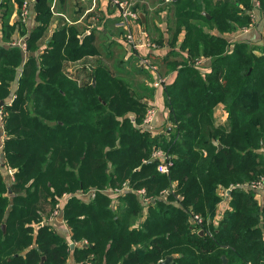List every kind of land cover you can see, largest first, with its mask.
I'll list each match as a JSON object with an SVG mask.
<instances>
[{"label": "trees", "instance_id": "16d2710c", "mask_svg": "<svg viewBox=\"0 0 264 264\" xmlns=\"http://www.w3.org/2000/svg\"><path fill=\"white\" fill-rule=\"evenodd\" d=\"M170 1L172 49L162 62L176 76L164 88L165 133L138 127L147 103L120 73L96 66L79 84L63 71L96 49L73 25L50 29L51 0L31 2L24 62L21 48L0 46L3 157L13 169L10 180L0 168V264H157L169 255L167 264H264V200L240 186L264 175V32L260 43L229 41L250 24L251 0ZM0 22L10 40L17 24ZM199 57L205 71L194 66ZM154 147L173 156L167 174L151 159ZM124 181L148 201L97 192L64 204L70 240L86 245L70 248L48 222L63 193Z\"/></svg>", "mask_w": 264, "mask_h": 264}, {"label": "crops", "instance_id": "0c3cea01", "mask_svg": "<svg viewBox=\"0 0 264 264\" xmlns=\"http://www.w3.org/2000/svg\"><path fill=\"white\" fill-rule=\"evenodd\" d=\"M129 1H131L132 3L135 2L134 8L139 11L140 29L142 31L144 30L154 42L158 43L159 48L153 52V59L158 65L160 75L167 76V82L169 80H173L176 76V71L166 72L163 66L164 64L162 62V58L172 49L170 45L171 32L165 27L167 20L166 14H171L172 12L171 1L139 0V3H137L138 0ZM140 1L144 2L145 5L141 4ZM8 5L10 6V10H8V12L4 15L3 12H0V21L4 17L9 25L17 24V30H15V32L11 35L10 40H2V35L0 33V46L3 47L11 46L10 42L19 37L24 36V39H26V35L36 24V13L33 11V5L29 6L30 15L25 24L21 23L18 18L20 7L16 3V1L9 0ZM90 6L91 0H56L55 2V12H51L52 16L54 17L53 19L55 20L50 24V29H52L55 26L56 21L59 20H61L62 23L66 26L73 25L79 30L77 35L80 39H83L85 36H93L92 45L96 49V53L93 55H87L75 61H64L63 71L67 75L75 79L79 84L80 82L84 84L88 80V77H91L92 69L96 66L106 67L113 74L120 73L128 82L131 81V79L129 78V71L131 68H134L137 73L136 75L134 74L136 80L141 81V78L144 77L149 81L150 96H148V98L145 95H140L141 100H144L147 103V106L151 103L156 106L157 112L154 118L153 125L155 129L163 128L166 116L164 112V88L151 86L152 76L148 71L137 65V58L135 56V53L131 52L130 49L126 47L123 40L124 30L117 23V21L119 20L118 7L114 5L111 0H96L93 12L97 14H85V10L90 8ZM138 6H140V10L138 9ZM143 6H145V8ZM156 7L166 8L162 9L157 14V16H154L153 10ZM91 15L96 16L94 21L89 20L88 17H90ZM141 15H143L144 20H142ZM159 16L160 19H158ZM19 24L20 30L22 29L23 31H25V35L22 34V32L19 30ZM151 24L158 28L159 31L156 32L155 30V32L152 34L151 30H149V25ZM87 27H90L91 32L89 34L84 33ZM181 34L178 36V40L175 43V48L179 46ZM246 35L244 34L242 36L244 37ZM158 40H160L161 42H159ZM251 43H260V38ZM147 51L148 50L146 48L141 47L137 50V53L139 52L142 54L146 53ZM22 54V62H24L26 57L28 56L27 49L24 52L22 51ZM205 63H207V60ZM5 175L6 178L10 179V177L6 173ZM226 202L227 198L223 199L221 203L225 205ZM51 224L55 228V230L58 233L62 234L65 237L66 241L70 244L71 240L68 228L64 223H62V219L59 218Z\"/></svg>", "mask_w": 264, "mask_h": 264}, {"label": "built area", "instance_id": "2783aa9c", "mask_svg": "<svg viewBox=\"0 0 264 264\" xmlns=\"http://www.w3.org/2000/svg\"><path fill=\"white\" fill-rule=\"evenodd\" d=\"M31 1L33 0H23L22 4L20 6V11L18 14V18L21 23L25 24L27 22V19L30 15V9L29 6L31 5ZM114 5L118 7L119 13L118 18L119 20L117 23L123 28L124 30V36L123 40L128 49H130L131 52L135 53V56L137 58V65L141 68L145 69L150 73L152 76L151 80V86L153 87H162L165 88V85L167 83V76H162L159 73L158 65L153 59V52L156 51L159 46L157 42H154L148 34L143 30L140 29V23H139V11L134 8L135 2H131L129 0H111ZM56 0H51L49 9L51 12H55L54 6H55ZM96 0H91V6L90 8L85 10L86 13L91 14H97L93 12L94 6H95ZM257 5V4H256ZM255 10V8H254ZM251 19L254 20L255 14H250ZM90 21H94L96 16L91 15L88 17ZM263 20V19H262ZM262 24L264 26V20L262 21ZM90 27H87L84 33L89 34ZM246 32L245 29L241 31V33ZM230 35V34H229ZM238 35L234 36V38L229 39L230 42L234 41ZM11 46H18L21 48V50L24 52L26 50V43L24 36L19 37L13 41L10 42ZM146 48L148 51L146 53H137V50L139 48ZM137 53V54H136ZM206 58H197L194 60V66L196 68H199L201 71H205L207 66L205 65ZM11 96L9 99H7V103H10L12 98ZM157 112V108L154 104H149L145 112L142 116V119L138 125L141 130H145L149 133L158 134V133H165V127L168 125L165 121L163 128L155 129L153 122L154 118ZM165 115L167 114L166 107L164 108ZM225 112H222L221 117L224 118ZM5 139V132H4V125H3V113L2 109L0 107V168L1 170L6 173L10 179H13V169L6 166L4 164V157H3V141ZM172 155L165 149L161 147H154L151 153V159L156 160V169L160 173L167 174L169 172L170 167L172 166ZM245 189H251L255 192L256 196L261 195V193L264 191V176H260L256 179L250 180L248 182H245L243 184H240ZM97 192H105L109 197H115L119 195H123L126 192H133L137 195V197L142 200V202L148 201V198L145 195V191L143 188L140 189H134L131 187L127 182H123L121 186H114V187H108L103 189H97V188H91L88 190H77L74 194H65L63 193L58 200L56 201L51 213L48 216V222L52 223L59 218L62 219V223H64L62 218V212H63V206L66 203L67 199L71 196L79 197L82 200L88 201L94 198L95 194ZM165 191H162L164 193ZM228 191H223L222 194V200L227 198ZM263 201V200H262ZM222 204V203H221ZM219 215L216 216L214 223H216V219L219 218L224 205H220ZM192 220L193 222L199 226V229H202V217L198 214H192ZM70 244L77 245H86V240H82V242H72ZM80 264H90L88 261L81 262Z\"/></svg>", "mask_w": 264, "mask_h": 264}, {"label": "rangeland", "instance_id": "374dc122", "mask_svg": "<svg viewBox=\"0 0 264 264\" xmlns=\"http://www.w3.org/2000/svg\"><path fill=\"white\" fill-rule=\"evenodd\" d=\"M252 1V4H253V8L250 10L249 12V16L250 14H255V18L254 20L251 19V22L248 26H244L240 29H237V30H234V31H231L229 34L230 35H227L230 39L234 38V36L238 35L236 37V39H241V40H247V42L251 43V42H254L256 40H258L260 38V35L261 33L264 32V26L262 24V19L260 18V12H259V6H260V3H259V0H251ZM9 2V1H8ZM32 2V1H31ZM137 3H139V0L137 1ZM141 4H144V2L140 1ZM8 4V3H7ZM257 4V5H256ZM140 6H138V9L140 10L139 8ZM156 7L154 10H153V14L154 16L162 10V9H165L166 7ZM255 8V10H254ZM167 16V20H166V25L165 27L170 30V28L172 27V24H173V21H174V16L172 15V12L171 14H166ZM251 18V16H250ZM152 19V18H151ZM158 19H160V16L158 17ZM153 20V19H152ZM169 22V23H168ZM245 29L246 32H243L241 33V31ZM149 30H151V33L153 34L156 30V32H158V28H156L155 26H153V24L149 25ZM171 32V31H170ZM247 33V35H246ZM246 35V36H242V35ZM242 36V37H241ZM235 39V40H236ZM159 42H161L160 40H158ZM259 42V41H258ZM199 58H206V57H199ZM197 59V58H196ZM134 64V63H132ZM131 64V65H132ZM133 67V66H132ZM130 76L129 78L131 79V81H129V84L131 85L132 89L136 92H138L140 95H149L150 94V87H149V81L142 77L141 78V81H138L136 80V77L135 75L137 74L136 73V70L134 68H131L130 69ZM132 74V75H131ZM135 74V75H134ZM139 74V72H138ZM90 76L88 77V80L86 81V83L90 80L89 79ZM80 84H83L82 82H80ZM85 84V83H84ZM223 110V106L222 105H219L218 108H217V111H221ZM261 176H264V175H261ZM9 179V178H7ZM126 182V181H124ZM123 183V182H122ZM122 185V184H121ZM121 185H118V186H121ZM263 195V196H262ZM256 198L258 199V202H262V200H264V194L263 192L261 193V195L259 196H256ZM263 198V199H261Z\"/></svg>", "mask_w": 264, "mask_h": 264}, {"label": "water", "instance_id": "95a60500", "mask_svg": "<svg viewBox=\"0 0 264 264\" xmlns=\"http://www.w3.org/2000/svg\"><path fill=\"white\" fill-rule=\"evenodd\" d=\"M37 1V0H35ZM142 20H144L143 15H141ZM3 104V101L0 102V106ZM229 192V191H228ZM202 234V230L199 231ZM70 248H73V244H69ZM172 260V256H166L163 260L159 261L157 264H167Z\"/></svg>", "mask_w": 264, "mask_h": 264}]
</instances>
